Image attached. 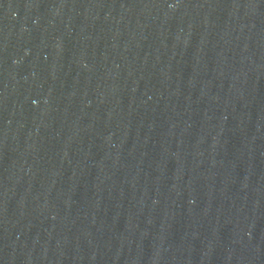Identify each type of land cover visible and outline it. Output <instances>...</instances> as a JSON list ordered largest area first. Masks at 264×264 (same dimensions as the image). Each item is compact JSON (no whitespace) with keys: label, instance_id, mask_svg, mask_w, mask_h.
<instances>
[{"label":"water","instance_id":"95a60500","mask_svg":"<svg viewBox=\"0 0 264 264\" xmlns=\"http://www.w3.org/2000/svg\"><path fill=\"white\" fill-rule=\"evenodd\" d=\"M0 264H264V0H0Z\"/></svg>","mask_w":264,"mask_h":264}]
</instances>
